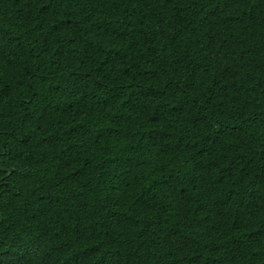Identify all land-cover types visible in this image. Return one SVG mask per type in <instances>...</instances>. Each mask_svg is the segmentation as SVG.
<instances>
[{
  "label": "trees",
  "instance_id": "16d2710c",
  "mask_svg": "<svg viewBox=\"0 0 264 264\" xmlns=\"http://www.w3.org/2000/svg\"><path fill=\"white\" fill-rule=\"evenodd\" d=\"M0 264H264V0H0Z\"/></svg>",
  "mask_w": 264,
  "mask_h": 264
}]
</instances>
